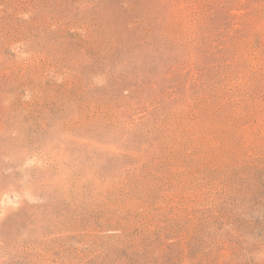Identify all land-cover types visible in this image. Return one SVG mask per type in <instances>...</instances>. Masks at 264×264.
Listing matches in <instances>:
<instances>
[{
  "label": "rangeland",
  "instance_id": "obj_1",
  "mask_svg": "<svg viewBox=\"0 0 264 264\" xmlns=\"http://www.w3.org/2000/svg\"><path fill=\"white\" fill-rule=\"evenodd\" d=\"M0 264H264V0H0Z\"/></svg>",
  "mask_w": 264,
  "mask_h": 264
}]
</instances>
